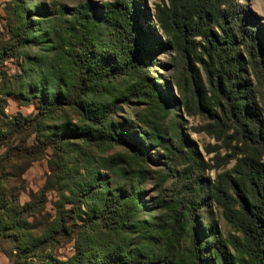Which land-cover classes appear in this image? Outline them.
Wrapping results in <instances>:
<instances>
[{"label":"trees","instance_id":"16d2710c","mask_svg":"<svg viewBox=\"0 0 264 264\" xmlns=\"http://www.w3.org/2000/svg\"><path fill=\"white\" fill-rule=\"evenodd\" d=\"M170 2L169 10L157 14L166 42L156 43L151 49H146V38L136 21L139 11L135 0H113L102 5L88 0L74 9L68 22L63 21V7L52 11L61 17L60 24L43 33L35 34L28 16L14 30V44L3 53L2 60L29 45H48L55 54L51 64L42 61L43 57L31 61L33 68L40 66L43 70L40 85L22 88L18 97L36 95L41 108L30 119L19 113L15 117L16 128L27 129L35 119L64 108L77 113L82 124L79 129L66 126L60 133H50L51 139L42 140L46 141L42 146L11 152L42 154L46 144L59 145L71 132L87 144L123 146L130 153L107 158L95 167L66 170L67 179L59 185L58 192L65 203L76 206V211L81 212L84 205L87 218L81 225H67L73 213L63 212L64 204L60 203L58 227L44 243L30 249L19 248L23 257L35 258V253L42 254L44 246L51 248L50 243L61 237L75 242L74 255L60 261L46 254L40 264H264V52L255 46L249 23H240L233 16L234 0ZM211 22L222 33L214 32ZM194 31L205 39L200 53L193 46ZM170 47L177 53L175 78L186 109L191 112L192 104L197 102L199 114L205 110L211 115L212 123L207 129L238 156L231 169L234 178L226 180L220 175L208 185L205 198L200 196L205 186L201 177L208 165L183 133L177 115L170 111L171 107L180 110L179 100L158 90L146 77L145 67L152 64L158 52ZM190 54L199 56L204 63L215 109L207 106L208 98L194 74ZM120 78L129 81L124 89L116 86ZM214 79L216 82L211 83ZM183 84L191 90L185 92ZM135 98L145 108L137 113L138 126L132 127L136 136L131 138L114 112ZM145 147L161 151L173 171L181 167L176 172L177 183L156 199L155 209L142 201L148 197L142 187L150 176V169L145 166ZM81 168L88 178L78 183L74 176L82 174ZM108 172L129 179V188L123 192L112 189ZM94 187L97 192L89 197L95 205L89 206L86 200ZM207 199L223 210L237 234L223 237L212 225L201 229L197 226L196 214ZM40 200L39 203L43 194ZM22 210L28 215L35 208L27 203ZM149 210L153 215L144 218L142 211ZM15 217L20 215L7 218L9 225L5 229L1 226L5 219L1 218V230L25 229L27 223H17ZM181 241L186 243L184 247Z\"/></svg>","mask_w":264,"mask_h":264},{"label":"rangeland","instance_id":"374dc122","mask_svg":"<svg viewBox=\"0 0 264 264\" xmlns=\"http://www.w3.org/2000/svg\"><path fill=\"white\" fill-rule=\"evenodd\" d=\"M87 1L0 0V220L1 218L5 219L1 224L3 228L9 225L7 222L9 216L20 215V218H14L16 222L27 223L24 226L25 229H19L21 231L10 229L3 231L0 228V264H40L46 254H51L60 261L70 259L75 253V242H67L61 237H57L56 241L50 243L51 248L44 246L42 254L35 253V258H29L28 255L23 257L19 248L30 249L45 242L51 232L58 227L57 209L60 203L64 204L63 212L73 213L71 215L73 217L67 225L71 227L74 226L73 224L81 225L86 220V207L83 205L81 212L76 211V206H73L71 202L66 201L65 203L58 192L59 185L65 183L67 179L66 170L76 171L81 166L95 167L96 164L118 154L130 155L123 146L96 147L85 143L71 132L66 133L65 139L59 145L46 144L42 154L36 152L33 156H25L20 152H11L14 149L20 150L21 147L31 149L42 146L43 142H46L42 140L51 139L52 134L50 133H60L61 129L66 126H69L70 129H79L82 124L77 113L69 108H64L55 114L35 119L27 129L16 128L15 117L19 113L24 118L30 119L34 118L41 108L36 95H29L23 99L18 97L22 88L26 90L29 86L33 88L40 85L43 70L40 66L33 68L31 61H39L43 57L42 61L51 64L52 56L55 54L48 50V45H29L25 47L24 51L22 49L15 50L11 56L2 60L3 53L9 51L14 44V30L28 16L35 34L43 33L49 27L60 24L61 17L53 15L52 11L63 7L65 10L63 21L68 22L72 18L74 9ZM91 1L102 5L113 0ZM135 2L139 11L136 21L142 35L146 38L144 42L146 49L153 48L156 43L166 42L165 34L159 26L157 14L160 10L171 8L170 0H135ZM233 3V16L239 18L240 23L246 24L244 21L249 23L248 27L254 31L255 46L264 52V0H234ZM210 25L214 32L222 33L215 23L211 22ZM193 33L195 34L193 46L200 53L205 39L197 31ZM241 51L244 52L243 47H241ZM176 57L177 53L173 47L167 51L158 52L153 58L152 64L145 67L146 77L149 83H153L158 90L170 93L179 100L180 110L175 111V108L171 107L170 111L177 115L183 133L208 165L204 167L201 177L205 186L201 190L200 196L205 198L208 185L220 175H223L226 180L234 178L231 169L236 165L238 156L233 152L231 146L226 145L223 140L217 138L215 133L207 129L212 123L211 115L205 110L203 114H199L197 102L192 104L191 112L186 109L182 91L176 84V68L174 67ZM189 58L197 81L200 82L204 95L208 98L207 106L215 109L211 84L204 63L195 54H190ZM204 61H208L207 57H204ZM214 82H216L215 79L211 83ZM128 84L129 81L126 78H120L116 82L119 89H124ZM183 88L185 92L191 90L187 84H183ZM91 99L93 100V98ZM143 108H145L143 102L135 98L131 99L129 103L122 104L114 112L115 119L122 125L126 135L131 138L136 136L134 128L138 126L137 113ZM44 135H47L48 138H44ZM231 145L234 146L235 143ZM143 153L147 156L145 166L150 169V176L142 187V191L147 193L148 197L142 196V201L145 205H152L154 207L152 209H155L156 199L166 195L167 188L177 183L176 172L181 167L173 171L163 159L162 152L156 148L145 147ZM102 172L104 171L102 170ZM80 173L82 174L74 176L78 183L88 178L85 169L81 168ZM108 179L111 188H116L120 192L126 191L131 184L126 177L116 176L112 172H108ZM47 182L49 185L47 190H44ZM96 192V187L91 188L86 200L88 201L87 205H95V201L91 200L92 197L89 196H94ZM41 194H43V201L39 203ZM66 195L69 193L67 192ZM83 198L85 196L81 198V201ZM27 203L32 204L35 208L32 214L27 215V211L22 210ZM201 203L196 214L197 226L200 229L212 225L215 228L214 231L223 237L228 234H237L224 217L223 210L215 202L207 199ZM150 210L142 211L144 218L153 215ZM180 245L184 247L186 243L181 241Z\"/></svg>","mask_w":264,"mask_h":264}]
</instances>
